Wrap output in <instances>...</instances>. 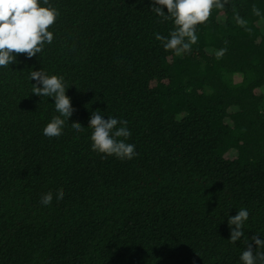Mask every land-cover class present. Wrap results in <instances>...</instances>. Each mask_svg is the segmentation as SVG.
Segmentation results:
<instances>
[{"label": "trees", "instance_id": "trees-1", "mask_svg": "<svg viewBox=\"0 0 264 264\" xmlns=\"http://www.w3.org/2000/svg\"><path fill=\"white\" fill-rule=\"evenodd\" d=\"M49 4L53 42L0 67V264H242L264 240V0L214 6L181 55L155 39L175 25L152 0ZM39 70L75 109L59 137L43 134L58 113L32 94ZM95 111L127 121L136 157L92 150Z\"/></svg>", "mask_w": 264, "mask_h": 264}, {"label": "clouds", "instance_id": "clouds-1", "mask_svg": "<svg viewBox=\"0 0 264 264\" xmlns=\"http://www.w3.org/2000/svg\"><path fill=\"white\" fill-rule=\"evenodd\" d=\"M221 0H152L151 10L163 21L172 20L174 30L169 37L155 34V39L160 41L165 51H173L176 55L190 52L191 46L197 43L196 26L206 22L212 8H223ZM40 6L39 0H0V67L7 68L17 62L16 55L26 54L30 59L43 51L45 43L51 44L54 35L49 28L54 25L59 12L49 4V0H43ZM166 7L167 14L163 10ZM258 14V13H257ZM243 23V21H238ZM226 49L217 55L222 56ZM30 79L35 80L33 92L36 96L52 97L55 100L54 116L43 129L46 137H59L62 134L65 119L69 120L75 109L71 105L70 97L66 96L64 77L58 75L49 76L44 71H31ZM38 85H42L39 87ZM63 117V118H62ZM117 125H120L117 127ZM71 127L76 132H82L84 126L73 122ZM89 127L91 133V148L93 151L105 156H115L121 160H131L138 155L135 145L126 141L131 136L127 128L126 120H117L114 117L105 119L95 111L91 114ZM123 138V139H120ZM64 193L60 189L56 193L57 201L63 199ZM53 194L51 192L41 197L44 206L51 204ZM249 211L246 208L238 210V214L230 216L228 225L231 229L229 241L235 244L245 236L243 226L249 219ZM234 226V227H233ZM254 235L250 239L254 242L247 243L246 250L239 259L242 264H264V251L256 249L264 248V240Z\"/></svg>", "mask_w": 264, "mask_h": 264}]
</instances>
